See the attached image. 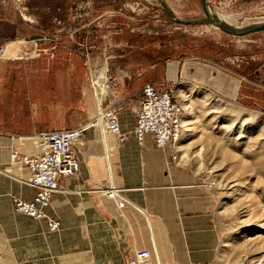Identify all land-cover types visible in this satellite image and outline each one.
<instances>
[{"label": "rangeland", "instance_id": "1", "mask_svg": "<svg viewBox=\"0 0 264 264\" xmlns=\"http://www.w3.org/2000/svg\"><path fill=\"white\" fill-rule=\"evenodd\" d=\"M163 2L170 14L159 0H0V113L31 130L0 133V143L22 150L19 137L83 126L74 149L79 160L93 159L102 138L93 77L107 68L113 87L103 107L126 98L132 117L143 87L153 84L180 103V143L189 149L162 166L160 176L175 174L179 183L145 191L184 185L189 206L205 208V228L186 237L202 246L201 258L209 251L196 264H264V32L236 38L185 25L172 17L203 18L200 1ZM207 2L233 26L264 20V0ZM35 35L45 40H25ZM21 173L0 166V193L12 181L7 175ZM7 229L0 224L5 252Z\"/></svg>", "mask_w": 264, "mask_h": 264}, {"label": "crops", "instance_id": "2", "mask_svg": "<svg viewBox=\"0 0 264 264\" xmlns=\"http://www.w3.org/2000/svg\"><path fill=\"white\" fill-rule=\"evenodd\" d=\"M199 70V66L193 69L197 77ZM119 103L105 107H117L125 131L132 126L134 116L126 98ZM5 119L1 112L2 134L31 131L21 132V128ZM31 137L16 140L18 147L24 146L22 150L0 143V166L14 175L24 171V179L7 175L12 181L7 184L8 190L0 193V224L8 225L9 238L6 252L0 241V264H119L141 249L151 252L154 264H196L209 257L208 251L201 258L196 250L202 246L186 239L187 232L205 228L206 218L205 208H192L186 202L191 195L186 187L175 185L163 191H145L153 183L180 182L175 174L162 178L160 173L163 163L170 160L174 164L182 156L179 153L189 149V144H181L180 140L160 149L151 136L142 144L133 136L124 143L109 142L107 137L106 143L101 142L95 148L92 156L95 158L86 156L79 160L77 175L60 181V190L47 210L59 223L58 231L51 233L44 222L16 214L12 206V196L27 200L33 193L27 185L28 170L10 161L14 151L20 155L36 152V142Z\"/></svg>", "mask_w": 264, "mask_h": 264}, {"label": "built area", "instance_id": "3", "mask_svg": "<svg viewBox=\"0 0 264 264\" xmlns=\"http://www.w3.org/2000/svg\"><path fill=\"white\" fill-rule=\"evenodd\" d=\"M4 54V50L0 48V60L4 58ZM107 77L99 81L105 91L104 97L113 87V79L108 74ZM94 85L96 86L95 83ZM99 116L107 133L119 143H124L133 136L138 143L142 144L147 136H151L155 145L163 149L168 145L178 144L184 129L180 103L171 93L158 91L150 83L142 89V98L134 114V122L127 130L122 129L121 117L115 106L104 108L102 103ZM83 134L82 126L73 129L41 131L31 137L36 142L35 153L32 155H20L16 151L12 153L11 162L24 166L28 170L30 177L27 185L33 190L31 197L27 200L12 199L16 214L35 222H44L48 232L58 231L59 223L48 215L47 210L53 196L60 190V181L73 177L80 171V162L74 146ZM119 264L154 263L151 252L141 249L135 250L131 256Z\"/></svg>", "mask_w": 264, "mask_h": 264}, {"label": "water", "instance_id": "4", "mask_svg": "<svg viewBox=\"0 0 264 264\" xmlns=\"http://www.w3.org/2000/svg\"><path fill=\"white\" fill-rule=\"evenodd\" d=\"M159 1L162 2L166 12L170 14L169 8L163 2V0H159ZM199 1L203 9V14H204L203 18H199L196 20H179V19L172 17L171 15L170 16L172 17L173 20L179 23H182L185 25L210 26L215 29H218L219 31H221L222 33L228 36L236 37V38H242V37H246L251 34L264 32V20L258 21L248 26H241V27L233 26L231 24L221 22L215 16L211 15L209 13V10L207 9L209 5L207 0H199ZM25 40L33 41L35 43H42L45 39L41 36L35 35Z\"/></svg>", "mask_w": 264, "mask_h": 264}, {"label": "bare ground", "instance_id": "5", "mask_svg": "<svg viewBox=\"0 0 264 264\" xmlns=\"http://www.w3.org/2000/svg\"><path fill=\"white\" fill-rule=\"evenodd\" d=\"M209 10V13L211 14V10H210V7L208 5V8ZM213 15V14H211ZM214 16V15H213ZM220 16V15H219ZM218 16V17H219ZM217 18V17H216ZM219 21L221 22H224V23H227L225 21V18L224 17H219L217 18ZM251 25L254 24V23H250ZM93 73V72H92ZM105 78H108L107 77V68L105 67H102V69H100L99 71V76L98 77H93L94 79V83L96 84V88H95V92H96V97H97V110H98V118L99 120L102 122L101 120V117L99 116V113L102 111V103H103V97H104V94H105V91L103 90L102 86H101V83L99 81H101L102 79H105ZM187 108V107H185ZM182 125L183 127L186 126V124L184 125V119H182ZM101 127H102V138H101V142L103 143H106L107 142V137H108V134L107 131L104 129V124L103 122L101 123ZM82 128L84 129V132H85V128L82 126ZM185 128V127H184ZM12 160V159H11ZM19 180V179H18ZM20 181V180H19ZM122 205V202L120 203L119 202V206ZM153 238V237H152Z\"/></svg>", "mask_w": 264, "mask_h": 264}]
</instances>
